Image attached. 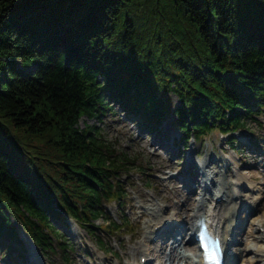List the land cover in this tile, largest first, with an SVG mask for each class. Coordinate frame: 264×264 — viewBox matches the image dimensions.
Instances as JSON below:
<instances>
[{
    "label": "trees",
    "instance_id": "trees-1",
    "mask_svg": "<svg viewBox=\"0 0 264 264\" xmlns=\"http://www.w3.org/2000/svg\"><path fill=\"white\" fill-rule=\"evenodd\" d=\"M92 3L101 13L88 15ZM169 89L180 101L173 109ZM109 98L153 131L175 114L184 143L215 130L233 138L264 114V0H0L8 261L20 262L12 245L24 252L18 222L44 255L61 248L66 263L56 222L70 216L93 233L103 218L105 230L122 228L103 204L122 202L129 166L97 125L80 126L112 110Z\"/></svg>",
    "mask_w": 264,
    "mask_h": 264
},
{
    "label": "rangeland",
    "instance_id": "rangeland-1",
    "mask_svg": "<svg viewBox=\"0 0 264 264\" xmlns=\"http://www.w3.org/2000/svg\"><path fill=\"white\" fill-rule=\"evenodd\" d=\"M171 100L175 104L179 103V98L174 94H171ZM174 116L171 115L163 122L160 132L144 129L133 115L125 114L118 104L114 105V110H108L101 119L84 117L80 120L81 127L86 125L85 121L96 124L101 136L111 146L114 154L129 168L126 169L127 171H122L119 176L125 185V197L122 202L114 200L105 205L108 215L116 219L117 225L121 224L122 228L117 229L111 225L105 230L103 224L107 221L100 218L96 221L94 232L91 233L81 223L69 220L70 225L63 229V240L70 246L74 245L71 248L69 264H127L129 262L144 264L140 252L134 254L131 252L134 244H142L144 248H151L157 244L145 239L142 233V229L145 230L146 221L153 218L149 212L144 214L145 208L153 206V202H159L165 206L163 209L169 207L164 214L175 222L183 221L187 215L186 213L185 216L176 215L174 211L184 213L180 209L183 207L184 199L187 198L186 185L190 184V187L193 184L196 187L199 185L194 178L195 170L188 169L187 166L192 148L196 149L193 156L197 162L201 158L218 159L220 166L216 168L222 174L225 173V182L241 180L238 187L244 193L241 196L244 203L233 204L237 206V220L244 222V228L257 230L259 219L264 217V115L260 117L263 121L261 125L250 120L247 129L235 133L237 138L247 143L238 153L229 146L228 135L225 134L223 137L221 133L216 132L208 134L197 142H191L188 147L184 144L174 147L175 143L172 139L180 136L173 123ZM249 138L259 142L256 147L248 146ZM160 180L164 181L165 187L158 184ZM198 190H194L191 196H197ZM255 194L262 196L258 201V208L252 210L249 202L248 205L245 200H252ZM251 210L254 212L248 217L247 213ZM22 234L24 235V231ZM240 237L238 236L239 241L235 242L236 245L231 246L236 258H239L236 254L240 249L246 246ZM99 238L103 244L99 243ZM30 242H28L27 252L30 257L27 259L26 253L23 264H50L49 259L39 249L34 247L35 252H33V244ZM191 244L187 239L186 246ZM258 244L264 245L262 242ZM1 252L0 250V264H7ZM61 252L62 250L59 249L53 257L58 264H64ZM187 252L191 253V250ZM251 255H253L252 252H247L245 264L251 262L249 260ZM261 262L264 264V260ZM152 264H157V261L154 260Z\"/></svg>",
    "mask_w": 264,
    "mask_h": 264
},
{
    "label": "bare ground",
    "instance_id": "bare-ground-1",
    "mask_svg": "<svg viewBox=\"0 0 264 264\" xmlns=\"http://www.w3.org/2000/svg\"><path fill=\"white\" fill-rule=\"evenodd\" d=\"M89 7H92L88 14L89 16L95 13H101L99 10H97L96 3L90 4ZM153 84H154V88L157 90L158 83L155 82ZM134 90L135 89H133V91ZM169 90L170 91L166 92L165 97H169L171 99V94L174 93L172 92L171 89ZM109 102L115 103V101L112 98H109ZM172 104H174L175 107H178L180 103L175 104L174 102H172ZM173 108L174 107H172V109ZM104 115L105 113L101 115V118ZM174 117H176V115ZM141 126L145 128L144 125ZM193 150L195 151L194 148ZM198 162L199 163L197 164L196 162H194L193 156L188 161V165L195 168L197 172L196 179L199 182L198 186H200V189L198 190V195L192 197L191 194L194 191V187L193 186L189 187L187 191V198L184 199L185 202L182 207L184 209L182 208L180 209L183 210L184 213L182 211H174L176 215H180V216L181 215L185 216V213L187 214L185 216V219L177 224L181 228L178 233L181 235V238L172 233L170 234V237H168L167 235L164 236V234H167L166 232L168 230L170 229L173 230L177 227L176 224L170 225L171 219L167 218V216L164 214L168 211L169 207L163 209L165 206H163L159 202H153L152 203L153 206L145 208L144 214H147V212H149L153 218L146 221L145 230L142 229V233H144L143 235L145 239H148L150 242L157 244L151 248H144L142 244H134L132 246L131 253L134 254L135 252H140L141 256L146 257V263L152 264L153 261L155 260L157 261V264H183V262H186L187 264H190L191 262H192L191 264H193V262L197 264V262H199L200 264V262H202L200 259L199 260L193 259L181 248L182 244H184V242L187 239L191 243L195 242V238H192L193 236L190 237L189 233L195 228L196 219L199 216H206L207 218L211 219L214 222V224L216 223V232L219 235H221L222 238L226 241L227 248L230 245V243H233L234 233H235L234 228L236 227L237 224L236 223L237 208L235 206H231V204H233L232 202H234L235 199L242 200L241 196L243 193H241V191H239L238 189L241 180L238 179L237 181L232 183L225 182L226 175L222 174L216 168L217 166H220L218 159L211 158L209 160V159L201 158L199 159ZM158 184L161 185V187L166 186L163 180L158 181ZM209 184H211V188L209 187ZM218 197L221 198L220 202L217 201ZM211 198L213 199V201H211ZM215 199L217 201L216 203H214ZM256 200L257 198L256 199L253 198L250 201V205L253 208V210L254 208L256 209V207L258 206V203L257 205L255 204ZM170 208H172L171 205ZM56 224H57L56 226L61 231H63L64 227H66L68 223L62 220L56 222ZM17 226H18V230L20 231V235H19L20 237H22L21 236L22 232L25 231V237H23L22 242L24 244H28L29 237L31 238V234L25 229H23L24 227L22 228L19 222L17 223ZM261 228L262 231L258 232ZM242 234H243L242 241L246 243L245 244L246 246L245 248H241V250L239 251L240 257L241 255L242 257L240 261L237 260V262H239L237 264H245V262H247V256H246L247 252L253 253V255H251L249 258L252 264H263L261 261L264 260V245L262 244L259 245L258 243L259 242L264 243V217L262 219H259L257 230H253V228H250L249 230L243 231ZM171 242L172 244H170ZM251 242L254 243L250 244ZM12 243L16 244L15 242ZM7 244L8 243H6L5 241L4 242L0 241V250L3 251V249L9 247V245ZM175 244L178 245L175 246ZM12 246H13L12 248L18 251V246H20V244H17L16 246L15 245ZM187 248L193 251L194 256L198 255V248L196 245L191 244V246ZM234 258L235 257L233 256H229L230 260ZM128 264H134V263H128ZM229 264H236V263L230 261Z\"/></svg>",
    "mask_w": 264,
    "mask_h": 264
}]
</instances>
